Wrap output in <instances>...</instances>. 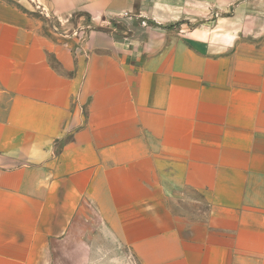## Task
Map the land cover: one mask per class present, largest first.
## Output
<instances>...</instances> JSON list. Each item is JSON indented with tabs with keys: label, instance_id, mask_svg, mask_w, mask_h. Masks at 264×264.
<instances>
[{
	"label": "crops",
	"instance_id": "0c3cea01",
	"mask_svg": "<svg viewBox=\"0 0 264 264\" xmlns=\"http://www.w3.org/2000/svg\"><path fill=\"white\" fill-rule=\"evenodd\" d=\"M86 220L136 264H264V0H0V264Z\"/></svg>",
	"mask_w": 264,
	"mask_h": 264
},
{
	"label": "rangeland",
	"instance_id": "374dc122",
	"mask_svg": "<svg viewBox=\"0 0 264 264\" xmlns=\"http://www.w3.org/2000/svg\"><path fill=\"white\" fill-rule=\"evenodd\" d=\"M199 8L196 11L203 13L204 7ZM126 258L122 250L108 245L102 230H93L90 220H86L72 228L60 242L54 243L46 264H136Z\"/></svg>",
	"mask_w": 264,
	"mask_h": 264
}]
</instances>
